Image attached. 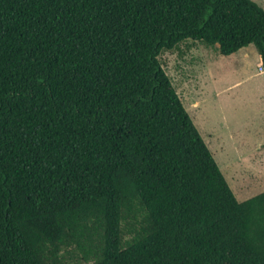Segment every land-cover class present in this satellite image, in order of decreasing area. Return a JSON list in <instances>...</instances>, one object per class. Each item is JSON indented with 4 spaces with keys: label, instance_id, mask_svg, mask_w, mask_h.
I'll return each instance as SVG.
<instances>
[{
    "label": "trees",
    "instance_id": "obj_1",
    "mask_svg": "<svg viewBox=\"0 0 264 264\" xmlns=\"http://www.w3.org/2000/svg\"><path fill=\"white\" fill-rule=\"evenodd\" d=\"M187 41L264 69L252 0H0V264H264L164 72Z\"/></svg>",
    "mask_w": 264,
    "mask_h": 264
},
{
    "label": "rangeland",
    "instance_id": "obj_2",
    "mask_svg": "<svg viewBox=\"0 0 264 264\" xmlns=\"http://www.w3.org/2000/svg\"><path fill=\"white\" fill-rule=\"evenodd\" d=\"M159 60L237 201L264 192V71L254 46L224 57L187 41Z\"/></svg>",
    "mask_w": 264,
    "mask_h": 264
},
{
    "label": "water",
    "instance_id": "obj_3",
    "mask_svg": "<svg viewBox=\"0 0 264 264\" xmlns=\"http://www.w3.org/2000/svg\"><path fill=\"white\" fill-rule=\"evenodd\" d=\"M262 148L264 149V144L262 145Z\"/></svg>",
    "mask_w": 264,
    "mask_h": 264
},
{
    "label": "crops",
    "instance_id": "obj_4",
    "mask_svg": "<svg viewBox=\"0 0 264 264\" xmlns=\"http://www.w3.org/2000/svg\"><path fill=\"white\" fill-rule=\"evenodd\" d=\"M262 71H264V69H262Z\"/></svg>",
    "mask_w": 264,
    "mask_h": 264
}]
</instances>
